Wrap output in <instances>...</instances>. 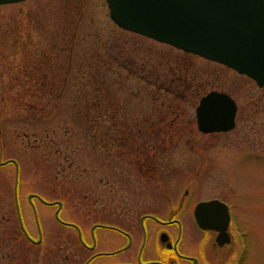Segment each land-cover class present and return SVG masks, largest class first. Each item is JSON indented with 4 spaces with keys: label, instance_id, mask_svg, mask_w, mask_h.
<instances>
[{
    "label": "rangeland",
    "instance_id": "obj_1",
    "mask_svg": "<svg viewBox=\"0 0 264 264\" xmlns=\"http://www.w3.org/2000/svg\"><path fill=\"white\" fill-rule=\"evenodd\" d=\"M187 54L117 27L106 0L0 6V264H85L96 253L127 244L118 230L138 244L141 216L161 213L164 218L161 191L166 189H190L189 211L214 193H246V199L237 200L246 202L243 220L254 228L252 244L262 242L264 258V87ZM46 55L60 57L43 62ZM42 62L62 66L57 69L61 77L53 76L60 79L53 96H44L35 80L42 71L34 69ZM106 67L103 74L108 72L115 84H110L111 94L100 95L103 111L74 108V101L82 104L86 97L85 85L92 92L87 84L103 76L98 68ZM180 82H185L181 91L191 87L186 101L177 103V113L170 110L171 102L160 112L167 97L150 98L148 92L176 89ZM123 85L131 90L122 93ZM211 91L236 101L234 130L198 131L196 108ZM87 116L98 120L95 128ZM104 131L118 137L109 147L99 139ZM128 135L135 136V143ZM145 157H155L157 173H166L165 179L149 185L141 178ZM57 202L62 204L60 220ZM16 205L31 238L38 241L42 234L37 248L22 238ZM149 224L154 236L156 224ZM77 229L88 246L96 238L93 251L81 244ZM186 229L185 252L195 255L196 228ZM156 242L153 237L151 245ZM120 259L101 257L91 264Z\"/></svg>",
    "mask_w": 264,
    "mask_h": 264
},
{
    "label": "water",
    "instance_id": "obj_2",
    "mask_svg": "<svg viewBox=\"0 0 264 264\" xmlns=\"http://www.w3.org/2000/svg\"><path fill=\"white\" fill-rule=\"evenodd\" d=\"M25 1L0 0V6ZM106 2L118 27L226 66L264 87V0ZM237 113L230 95L211 91L196 108L198 130L203 134L230 132L236 128ZM218 204H199L197 221L201 223L202 212ZM221 233L226 237V228Z\"/></svg>",
    "mask_w": 264,
    "mask_h": 264
},
{
    "label": "flooded vegetation",
    "instance_id": "obj_3",
    "mask_svg": "<svg viewBox=\"0 0 264 264\" xmlns=\"http://www.w3.org/2000/svg\"><path fill=\"white\" fill-rule=\"evenodd\" d=\"M166 97L168 102H171L169 104L170 110L174 109L172 112L177 113L180 110L178 94L167 95ZM179 115L177 114V116ZM91 127L95 128L96 126ZM122 128V134L124 135L126 133L125 125ZM104 132L105 134H102L99 139L102 143H107L109 147L112 145L114 138L117 139L118 137L110 135V131ZM108 139H111V141ZM127 139L135 143V136L128 135ZM154 159L155 157H145L141 166L140 162H137L141 167L140 171H142L139 175L149 185H153L151 184L152 182L155 185L157 181H162V178L166 177V173H157ZM131 163L134 164V161L132 160ZM191 192L190 189H166L161 191V196L165 203V212L162 214L164 218L160 216L161 213L143 214L139 220L141 237L138 244L133 235L118 230L117 232L126 238L127 244L117 248L115 251L96 253L85 264H91L94 260L101 257L105 259H120L119 257L121 256H123L122 259L111 264H205V261L208 264H264V258H261L259 252L262 242L256 241V243L252 244L254 241H252L250 235L253 234L254 228L247 226L243 220L245 217L243 212L246 210L245 207H247L246 202L237 200V197L246 199L248 197L246 193L240 195L234 191L232 195H229L230 192L214 193V195L199 199L189 211ZM212 201H218L220 204L203 211L201 214L203 220L199 223L195 217L196 207L201 203ZM150 222L156 224L154 236L153 228L149 227ZM193 227L196 228V234L191 233V235L192 237L196 235L197 238H193L190 241L195 243L196 254L189 255L185 252L183 241L186 235H190L186 228L193 229ZM225 228L226 237L221 233V230ZM153 237L157 241L155 245H151ZM31 239L30 236L28 241L37 247L42 243V236H40L38 241ZM84 244L85 248L93 251L97 246L96 238L94 237L92 246H88L85 242ZM134 246H136V250L127 255L130 259H125L124 255L133 250Z\"/></svg>",
    "mask_w": 264,
    "mask_h": 264
},
{
    "label": "trees",
    "instance_id": "obj_4",
    "mask_svg": "<svg viewBox=\"0 0 264 264\" xmlns=\"http://www.w3.org/2000/svg\"><path fill=\"white\" fill-rule=\"evenodd\" d=\"M66 33H68V32H66ZM140 37H142V36H140ZM102 40L103 39L101 38L100 41H97V44L99 45L100 43H102ZM54 43H55L54 45H56L58 47V49H59V46H60L59 41H54ZM59 55H60V53H59ZM59 55H57V56H55V55H46L45 56L46 60H44L43 62H52L53 60H56L58 57H60ZM187 55H191V54H187ZM53 56H55V57L53 58ZM39 61H42V59H39ZM43 62L40 64V68H35L34 69L36 73L39 72V71H42L40 76H39L40 80H39V77L37 79H35V80H36V82L39 85V87H38L39 91H41L44 96H46V94L53 96L56 93H58L59 85H60V79H59V82H57L56 78L54 79L53 76L59 75L61 77L62 72L61 71H57V69H60V68L62 69V66L60 68L59 67H54V66H48V65L45 66L46 64H44ZM105 69H108V68L107 67L106 68H98V70L102 71L101 73H102L103 76L98 77L99 79H96V81H92V82H89L87 84V85H92L93 86L92 92H89L90 90L85 85V90L82 93H84L86 95V97H85L84 100H82V102H81L82 104L79 103L77 105L75 103V101H74V105H72L74 108L75 107H81L83 109H89V110L94 109L95 111H99V110L103 111V107H102L101 101H100V95L111 94L112 92L110 91V84H115V82H113V80L108 78V72L103 74ZM182 84H185V82H180L179 86L175 87L176 89H170V88H166V87H164V88L160 87L159 89H156L157 87L156 88L154 87L155 88V93L154 94H150L152 92L149 91L148 92V94H149L148 96L151 98L152 95L153 96L158 95V96H164V98H165L167 95L173 96L174 94H178V99L180 100V102H185L191 87L189 86L187 90L185 89L186 91L185 90L181 91L179 88L183 86ZM54 90H56V92H54ZM122 90H123L122 93H127V92H129L131 90V88H129L126 85H123V89ZM156 91H157V93H156ZM167 102H168L167 99L164 100L163 102H161L162 105H161V107L159 109L160 112H161V109H163L162 108L163 105L167 104ZM53 107H56V105L53 106ZM42 110L46 111L45 108H42ZM154 111L157 112V110H154ZM87 121H88V124L91 125V126H97L98 123H99L98 120H93L92 116H89V120H88V116H87ZM17 213H18V219H19V223H20L19 227H20L21 233L23 235L22 238L27 241V244L29 243L32 247H36L37 248L36 245L31 244L30 241H28V238H27V235H26V232H25L26 229H25V226H23L24 224H23V220H22V217H21V213L19 211ZM20 240H22V239H20Z\"/></svg>",
    "mask_w": 264,
    "mask_h": 264
}]
</instances>
